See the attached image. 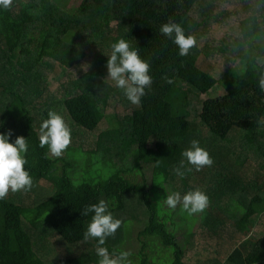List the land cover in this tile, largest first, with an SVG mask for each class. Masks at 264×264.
<instances>
[{
  "label": "trees",
  "instance_id": "1",
  "mask_svg": "<svg viewBox=\"0 0 264 264\" xmlns=\"http://www.w3.org/2000/svg\"><path fill=\"white\" fill-rule=\"evenodd\" d=\"M58 1L0 11V133L27 139L33 180L0 200V264H98L95 240L83 237L91 213L80 211L101 199L122 221L104 247L130 264H264V0H80L69 11ZM169 21L194 37L188 55L159 32ZM119 39L149 63L139 105L105 79ZM215 86L224 93L211 97ZM50 110L71 135H95L94 150L68 146L60 158L39 147ZM193 139L213 163L178 177ZM193 189L208 197L202 213L164 205ZM36 232L82 249L45 260Z\"/></svg>",
  "mask_w": 264,
  "mask_h": 264
},
{
  "label": "clouds",
  "instance_id": "2",
  "mask_svg": "<svg viewBox=\"0 0 264 264\" xmlns=\"http://www.w3.org/2000/svg\"><path fill=\"white\" fill-rule=\"evenodd\" d=\"M14 0H0V11L9 9ZM159 32L174 44L180 57L186 56L195 45L191 35H185L180 24L167 22L159 27ZM107 55L105 79L111 81L114 87L121 90L123 96L132 105H139L145 90L150 88L152 80L149 75V63L141 59L137 49L130 46L125 39H119L111 46ZM258 87L264 92V74L258 80ZM39 147L47 146L48 153L53 157H60L71 142V130L64 118L54 112L48 111L47 118L42 120L39 128ZM10 132L0 133V200L9 192L28 191L33 185L29 171L25 168L27 163L25 154L28 150L27 139L17 136L9 142ZM181 156L180 166L173 169L178 177H183L186 171L193 169L199 171L205 166H211L213 161L208 152L199 146L195 139L190 141V147L185 149ZM185 161L190 168H184ZM183 169V171L181 170ZM169 210H175L179 204L188 215L202 213L208 206L207 195L199 189H193L182 196L178 192H171L164 200ZM91 213L90 222L83 233L85 240H95V255L98 264H130L129 253L126 251L110 252L105 245L108 237L115 235L122 221L114 218L108 210V204L101 199L97 203L86 205L80 211L81 216Z\"/></svg>",
  "mask_w": 264,
  "mask_h": 264
},
{
  "label": "rangeland",
  "instance_id": "3",
  "mask_svg": "<svg viewBox=\"0 0 264 264\" xmlns=\"http://www.w3.org/2000/svg\"><path fill=\"white\" fill-rule=\"evenodd\" d=\"M79 1L80 0H60V2L58 1V4H60L61 7H63L67 11H69L71 8L78 6ZM215 65L216 64H211V66H215ZM218 65L226 66L224 61L220 62ZM197 66L200 67V64L197 63ZM209 71H211L213 73L212 70L209 69ZM214 74L216 75V79H218L219 74L215 73V72H214ZM56 86L57 85H52V88L56 89ZM52 88H51V90H52ZM211 91H212V93L210 94L211 97H216V96L222 95L224 93V90L222 89V87H217V86H215ZM35 119L37 122L41 121L39 116H36ZM67 125L69 126L70 130H72V131L74 130L70 123H67ZM236 136H238V134L236 135V133H234L232 135V138H236ZM95 143H96L95 135L91 136V135H86V134H80L77 132V134H74V136L71 135V142H70L69 146H74V147L78 146L83 151H89V150H94ZM63 155H64V152L61 154L60 158ZM143 172H144L143 175H144V179H145V185L147 187H149L150 178H151V168L146 167V168H144ZM137 180L139 181V179H137ZM26 198H28V197H26ZM24 200H26L23 204L24 206L28 207L31 205V201H29L28 199H25V198H24ZM259 210L262 211V209H259ZM135 211H136V209H135ZM137 214L138 213L136 211V215ZM137 223L138 222L136 221V223H134V225H133V228H132L133 235L140 228V225ZM179 237H181V236H179ZM34 238H35L34 241L36 242V250L45 260L50 259L53 256V254H55V252H57V251H59L62 255L66 256L67 253L75 255L78 253V251H81V249H82V247H80V249H79L76 246L75 247L74 246H67L63 242L57 241L58 239H56L53 236V234H49L45 237H42L40 235V233L36 232V235ZM130 246L132 247V249L135 250V243L133 242V240L130 241ZM65 256H63V257H65Z\"/></svg>",
  "mask_w": 264,
  "mask_h": 264
}]
</instances>
